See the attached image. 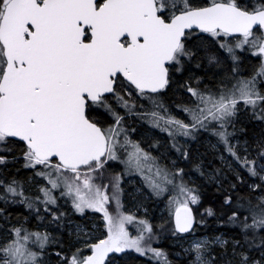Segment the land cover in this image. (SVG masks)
I'll list each match as a JSON object with an SVG mask.
<instances>
[{"label": "snow or ice", "instance_id": "snow-or-ice-1", "mask_svg": "<svg viewBox=\"0 0 264 264\" xmlns=\"http://www.w3.org/2000/svg\"><path fill=\"white\" fill-rule=\"evenodd\" d=\"M0 264H264V0H0Z\"/></svg>", "mask_w": 264, "mask_h": 264}, {"label": "rangeland", "instance_id": "rangeland-1", "mask_svg": "<svg viewBox=\"0 0 264 264\" xmlns=\"http://www.w3.org/2000/svg\"><path fill=\"white\" fill-rule=\"evenodd\" d=\"M165 247H169L170 245L168 244V242H164Z\"/></svg>", "mask_w": 264, "mask_h": 264}, {"label": "trees", "instance_id": "trees-1", "mask_svg": "<svg viewBox=\"0 0 264 264\" xmlns=\"http://www.w3.org/2000/svg\"><path fill=\"white\" fill-rule=\"evenodd\" d=\"M205 206H207V204ZM209 219L211 220V218H209ZM162 246H165V245H162Z\"/></svg>", "mask_w": 264, "mask_h": 264}]
</instances>
